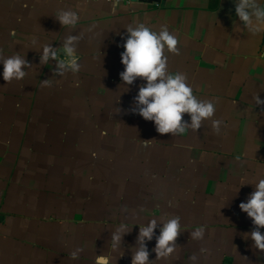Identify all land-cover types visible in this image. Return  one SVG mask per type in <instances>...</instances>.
Instances as JSON below:
<instances>
[{
  "label": "crops",
  "instance_id": "0c3cea01",
  "mask_svg": "<svg viewBox=\"0 0 264 264\" xmlns=\"http://www.w3.org/2000/svg\"><path fill=\"white\" fill-rule=\"evenodd\" d=\"M61 9L79 14L75 27L61 26ZM139 23L177 36L168 70L214 103L219 134L211 120L197 132L160 134L131 111L146 82L127 91L119 74L126 27ZM69 34L80 36L81 69L53 76L56 62L41 66L37 50L59 48ZM0 49L33 65L6 83L0 63V264H95L101 254L131 264L136 224L160 215L181 217L182 232L176 252L154 264H192V255L196 264H264L239 208L264 179V105L254 100H264V30L251 33L234 0H0ZM121 222L133 227L112 252ZM197 226L203 240L190 238ZM155 244L147 243L150 260Z\"/></svg>",
  "mask_w": 264,
  "mask_h": 264
},
{
  "label": "clouds",
  "instance_id": "9594fccd",
  "mask_svg": "<svg viewBox=\"0 0 264 264\" xmlns=\"http://www.w3.org/2000/svg\"><path fill=\"white\" fill-rule=\"evenodd\" d=\"M235 14L239 21L253 34L264 30V6L259 0H234ZM62 27H75L80 19L76 11L61 9L55 17ZM126 39L122 47L121 63L124 70L119 74L122 84L127 87L134 84L137 78L145 81L139 86L138 94L133 98V113L139 114L146 121L154 122L156 130L160 134L177 136L191 130L197 132L202 128L205 120H211V126L215 133L219 134L221 121L212 119L215 113V105L210 100L198 99L193 94L192 87L187 83L184 73H171L168 70V56L166 52L179 54L178 38L171 33L166 25L160 30L153 31L143 23L128 25L126 27ZM80 36L69 34L59 48L46 43L40 53V65L44 66L55 61L53 76L64 77L68 72L76 74L81 65L77 55V45ZM33 46L38 44L32 40ZM62 52V54H61ZM0 63L3 64V79L6 83L13 80H22L27 75L25 69L33 65L25 56L18 53L5 56L0 49ZM50 79L42 81L44 86H49ZM256 106L264 105L259 95L254 97ZM120 111V110H119ZM184 114L190 116V122L183 119ZM145 146L149 141H144ZM241 211L247 214L254 225L253 230L246 233L253 241L252 247L259 252H264V179L254 184V191L249 194L246 202L239 204ZM143 211V209H141ZM139 225L136 244L131 248V264H154L157 260H168L177 250V238L181 231V217L164 215L153 216L146 223ZM133 227V226H132ZM127 223L121 222L110 234V249L118 252L122 248L123 237L132 230ZM159 228V235L155 230ZM205 227L197 226L190 232L193 240H203ZM156 240L155 247L151 250L156 254L155 260H150V252L147 243ZM83 249L78 248L70 253L72 259H77ZM206 251L201 249V252ZM124 255V251L120 257ZM192 264H196L197 256L189 257ZM95 264H112L108 255H97Z\"/></svg>",
  "mask_w": 264,
  "mask_h": 264
},
{
  "label": "built area",
  "instance_id": "2783aa9c",
  "mask_svg": "<svg viewBox=\"0 0 264 264\" xmlns=\"http://www.w3.org/2000/svg\"><path fill=\"white\" fill-rule=\"evenodd\" d=\"M104 1L129 4L131 0H104Z\"/></svg>",
  "mask_w": 264,
  "mask_h": 264
},
{
  "label": "water",
  "instance_id": "95a60500",
  "mask_svg": "<svg viewBox=\"0 0 264 264\" xmlns=\"http://www.w3.org/2000/svg\"><path fill=\"white\" fill-rule=\"evenodd\" d=\"M140 1H155V2H157L159 0H140Z\"/></svg>",
  "mask_w": 264,
  "mask_h": 264
}]
</instances>
